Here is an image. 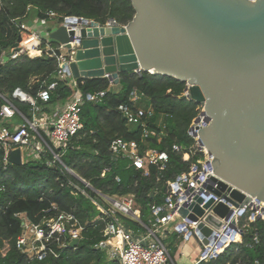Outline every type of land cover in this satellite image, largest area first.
<instances>
[{"label":"trees","instance_id":"1","mask_svg":"<svg viewBox=\"0 0 264 264\" xmlns=\"http://www.w3.org/2000/svg\"><path fill=\"white\" fill-rule=\"evenodd\" d=\"M48 10L94 18L102 23L114 18L121 24L132 20L136 11L131 0H0V93L11 96L20 87L36 96L41 88L56 82L50 101L41 102L51 109L64 104L73 93L67 82L57 77V58L44 53L34 58L22 55L4 60L19 37L17 23L44 17ZM78 85L83 93L103 91L104 95L100 101H85L81 106L82 127L69 141L63 160L103 194H133L140 205L136 213L147 223L151 205L160 204L167 194L168 181L189 169L191 161L171 152V145L192 142L187 130L196 116L197 103L179 96L184 81L148 71L121 73L118 89L112 88L107 77L79 78ZM135 89L146 99L145 104L153 106L156 120L161 114L168 115L164 119L165 127L153 125L158 136L148 140L149 146L169 151V161L163 168L148 165L137 169L127 159L112 160L109 146L114 138L141 141V130L128 124L119 110L120 104L132 103ZM2 102L0 97V107ZM19 105L28 110V105ZM2 158L0 148V264H121L109 259L106 251L98 247L104 223L94 220L99 211L69 183V175L34 159L4 168ZM52 203L78 216L86 226L83 237L76 247L61 250L58 257L32 259L17 244L22 233V219L17 214L26 213L31 221L39 223L44 215L56 213L47 210ZM127 222L139 226L131 218ZM256 260L264 264L263 219L250 224L241 242L232 243L217 258L200 264H238L239 261L253 264Z\"/></svg>","mask_w":264,"mask_h":264},{"label":"built area","instance_id":"2","mask_svg":"<svg viewBox=\"0 0 264 264\" xmlns=\"http://www.w3.org/2000/svg\"><path fill=\"white\" fill-rule=\"evenodd\" d=\"M58 17L61 18L59 24L53 25ZM61 25L66 26L68 31H78L110 26L111 21L108 19L102 23L94 18L60 15L54 10H48L44 17L33 18V22L17 23L21 39L17 45L11 47L9 58L17 59L22 55L34 58L44 53L49 54V49L54 51L59 48L60 55L55 52L49 55L57 58V77L65 80L73 89V93L64 104H57L51 109H46L41 102L50 101L51 91L56 82L41 88L36 96L20 87L15 88L11 96L0 93L3 100L0 107V148L3 149L4 168L12 164L11 152L19 149L22 164L28 159L40 160L69 175V183L89 198L99 211L94 220L104 223L103 238L98 247L106 251L109 259L118 260L121 264H171L172 258L166 243L170 234H178L186 239L196 238L201 250L194 264L215 259L232 243L241 242L244 232L251 223L258 219L264 220V201L254 196L241 207H236L209 188L218 187L213 177L225 180L216 173L213 165L215 157L202 142L199 134V130L209 123L204 104L197 103L196 116L187 130L192 142L186 145L174 142L171 145V152L180 154L185 161H191L189 169L176 174L168 181V190L163 201L151 205L152 220L149 223L137 215L133 194L122 196L103 194L88 179L66 165L63 160L65 150L71 138L82 127L81 106L85 101H100L104 92L83 93L79 88L78 78L72 74L69 64L74 60L76 50L80 46V39L77 36L70 41L71 51L66 47V43L53 39L51 42L44 40V33H50ZM32 50H37L38 54L33 55ZM110 82L113 86V81ZM184 82L185 87L179 96L192 100L190 95L192 84ZM145 100L135 89L132 103L119 105V110L127 123L136 125L141 130V141L117 137L112 140L109 150L112 160L127 159L129 165L137 169L148 165L163 168L169 161V151L149 146L148 140L158 136V131L153 125L165 127L164 119L168 115L161 114L156 120L153 106L145 104ZM19 103L28 105V110H23ZM16 118L19 120L16 121ZM105 171L106 169L102 175H105ZM197 196L203 197L201 207H204L210 198H214L212 206L223 202L233 211L228 219L217 215L224 225L220 230H215L214 237L207 244L203 243V238L197 231L203 216L199 217L198 221H192L179 212L181 207L189 208L191 203L197 202ZM212 206L204 208L205 213L213 212ZM50 209L56 213L52 216L44 215L39 223L31 221L26 213L17 214L22 219V233L17 244L32 259L43 260L49 255L58 257L61 250L71 247L72 239H79L80 242L83 237L86 226L78 216L71 211L60 210L56 203H52L47 210ZM189 211L192 212L190 208ZM127 218L136 221L140 227L131 226ZM253 264L259 263L256 260Z\"/></svg>","mask_w":264,"mask_h":264},{"label":"water","instance_id":"3","mask_svg":"<svg viewBox=\"0 0 264 264\" xmlns=\"http://www.w3.org/2000/svg\"><path fill=\"white\" fill-rule=\"evenodd\" d=\"M132 20L122 25L50 32L66 43L77 36L80 46L69 64L75 78L107 77L120 87L121 73L174 77L192 84L194 102L204 104L209 123L199 130L214 155L217 188H209L236 207L251 197L264 201V0H131ZM21 36L14 45H17ZM61 54L49 49L48 53ZM9 56L5 55L4 60ZM10 161L22 164L19 149ZM231 183V184H228ZM202 196L179 212L199 222L197 231L207 244L232 214L228 204L214 198L200 206ZM212 206L213 212L205 213ZM218 215V216H217ZM79 239H72L76 247Z\"/></svg>","mask_w":264,"mask_h":264},{"label":"rangeland","instance_id":"4","mask_svg":"<svg viewBox=\"0 0 264 264\" xmlns=\"http://www.w3.org/2000/svg\"><path fill=\"white\" fill-rule=\"evenodd\" d=\"M60 17L57 18V20H55V22H53L54 24L53 25H58L59 24V21H60ZM28 21H31V19H29ZM52 25V24H51ZM44 40L48 41V42H51V38H50V33H44ZM134 73V72H132ZM19 119L16 118V121H18ZM118 196H121V195H118ZM134 209L135 211H139L140 210V205L139 203L137 202V200L134 198ZM151 216L149 215L147 217V223L151 222ZM193 240H196L195 238ZM183 244L186 245V248H185V256L184 258H182L181 260H178V263L179 264H184V263H190V261L192 260V258H198L200 256V250H201V245L199 243H194V241H191L190 243H187L188 241H184L183 240ZM198 242V241H197ZM168 248L170 250V254L172 252V254L174 253L172 250H171V247L170 245L168 244ZM190 256V257H187ZM238 264H246V262H242V261H239Z\"/></svg>","mask_w":264,"mask_h":264},{"label":"crops","instance_id":"5","mask_svg":"<svg viewBox=\"0 0 264 264\" xmlns=\"http://www.w3.org/2000/svg\"><path fill=\"white\" fill-rule=\"evenodd\" d=\"M30 22H33V19H31ZM194 238H190V239H186L178 234H170L167 239H166V243L167 245L169 244L170 247H171V250L174 252L172 254L171 252V258L172 260L170 261L171 264H179L178 263V260H181L182 258H184L185 256V248H186V245L183 244V240L184 241H188L187 243H190L191 241H194V243H199L197 242V240H193ZM196 239V238H195ZM170 251V250H169ZM187 257H190L187 255ZM198 258H192V260L190 261V263H184V264H194L195 261L197 260Z\"/></svg>","mask_w":264,"mask_h":264},{"label":"bare ground","instance_id":"6","mask_svg":"<svg viewBox=\"0 0 264 264\" xmlns=\"http://www.w3.org/2000/svg\"><path fill=\"white\" fill-rule=\"evenodd\" d=\"M32 54L36 55V54H38V51L37 50H32Z\"/></svg>","mask_w":264,"mask_h":264}]
</instances>
